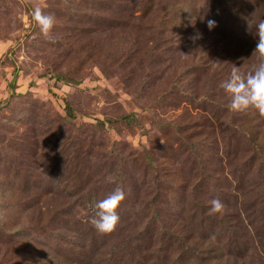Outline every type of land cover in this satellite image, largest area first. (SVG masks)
I'll use <instances>...</instances> for the list:
<instances>
[{
  "label": "rangeland",
  "instance_id": "obj_1",
  "mask_svg": "<svg viewBox=\"0 0 264 264\" xmlns=\"http://www.w3.org/2000/svg\"><path fill=\"white\" fill-rule=\"evenodd\" d=\"M262 19L264 0H0V264H264V115L220 86L260 62Z\"/></svg>",
  "mask_w": 264,
  "mask_h": 264
},
{
  "label": "clouds",
  "instance_id": "obj_2",
  "mask_svg": "<svg viewBox=\"0 0 264 264\" xmlns=\"http://www.w3.org/2000/svg\"><path fill=\"white\" fill-rule=\"evenodd\" d=\"M31 16L39 26L40 32L47 37L54 23L53 15L42 12L41 7L37 6L32 10ZM214 23L215 21L211 19L207 21L209 28ZM256 35L258 39L255 50L261 57L260 62L243 75L237 67H233L227 79L221 81L220 86L231 94L228 105L230 110L244 111L252 107L257 109L260 115H264V19L257 24ZM123 197V190L117 186L110 194L95 203L96 215L90 218V222L99 232L113 229L119 219L115 209ZM210 205V212H219L223 208L222 202L217 198H213Z\"/></svg>",
  "mask_w": 264,
  "mask_h": 264
},
{
  "label": "trees",
  "instance_id": "obj_3",
  "mask_svg": "<svg viewBox=\"0 0 264 264\" xmlns=\"http://www.w3.org/2000/svg\"><path fill=\"white\" fill-rule=\"evenodd\" d=\"M58 78L63 79V80H66L62 75L61 76L59 75ZM68 113H69L70 116L72 115V113L70 111ZM250 144L253 146V149L255 150L256 154H258V151H259V142L255 141V140H251L250 141ZM185 247L187 248L188 247V244H185ZM191 252L194 253L197 257L199 256L198 255V252H197V250L195 248H191Z\"/></svg>",
  "mask_w": 264,
  "mask_h": 264
}]
</instances>
